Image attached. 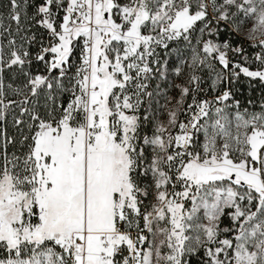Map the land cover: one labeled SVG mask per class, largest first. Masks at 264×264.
I'll list each match as a JSON object with an SVG mask.
<instances>
[{"label":"snow or ice","instance_id":"6c2138e0","mask_svg":"<svg viewBox=\"0 0 264 264\" xmlns=\"http://www.w3.org/2000/svg\"><path fill=\"white\" fill-rule=\"evenodd\" d=\"M0 264H264V0H0Z\"/></svg>","mask_w":264,"mask_h":264}]
</instances>
